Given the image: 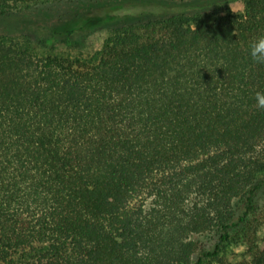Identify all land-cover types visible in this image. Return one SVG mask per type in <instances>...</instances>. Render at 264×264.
<instances>
[{
	"label": "trees",
	"instance_id": "obj_1",
	"mask_svg": "<svg viewBox=\"0 0 264 264\" xmlns=\"http://www.w3.org/2000/svg\"><path fill=\"white\" fill-rule=\"evenodd\" d=\"M77 1L92 55L0 33V264H264V0Z\"/></svg>",
	"mask_w": 264,
	"mask_h": 264
},
{
	"label": "rangeland",
	"instance_id": "obj_2",
	"mask_svg": "<svg viewBox=\"0 0 264 264\" xmlns=\"http://www.w3.org/2000/svg\"><path fill=\"white\" fill-rule=\"evenodd\" d=\"M230 5L236 8V12L244 8L239 1ZM96 14V7L92 4L77 0L15 4L0 14V33H5L8 39L20 42L37 54L89 56L101 48L110 34V28L102 24ZM214 16L208 14L203 19L209 21ZM80 23L84 24V31L77 36L79 43L67 44L63 39L64 32ZM47 37H52L53 42L48 44L45 41ZM241 253L242 248L237 245L227 248V254L232 258L239 257Z\"/></svg>",
	"mask_w": 264,
	"mask_h": 264
},
{
	"label": "clouds",
	"instance_id": "obj_3",
	"mask_svg": "<svg viewBox=\"0 0 264 264\" xmlns=\"http://www.w3.org/2000/svg\"><path fill=\"white\" fill-rule=\"evenodd\" d=\"M232 12L236 13V8L229 5ZM248 54L251 60L257 65H264V34L259 35L248 46ZM255 107L264 110V92L257 91L254 95Z\"/></svg>",
	"mask_w": 264,
	"mask_h": 264
}]
</instances>
